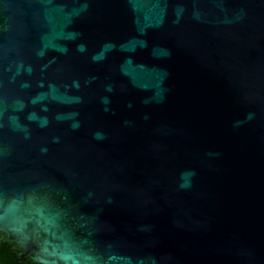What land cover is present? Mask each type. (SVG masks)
<instances>
[{
	"label": "water",
	"instance_id": "water-1",
	"mask_svg": "<svg viewBox=\"0 0 264 264\" xmlns=\"http://www.w3.org/2000/svg\"><path fill=\"white\" fill-rule=\"evenodd\" d=\"M0 233L37 264H264V0H0Z\"/></svg>",
	"mask_w": 264,
	"mask_h": 264
},
{
	"label": "trees",
	"instance_id": "trees-1",
	"mask_svg": "<svg viewBox=\"0 0 264 264\" xmlns=\"http://www.w3.org/2000/svg\"><path fill=\"white\" fill-rule=\"evenodd\" d=\"M0 264H37L30 257H24V251L16 243L0 233Z\"/></svg>",
	"mask_w": 264,
	"mask_h": 264
}]
</instances>
